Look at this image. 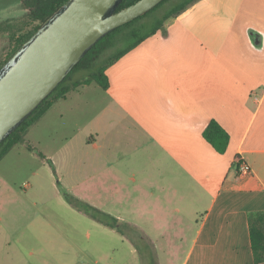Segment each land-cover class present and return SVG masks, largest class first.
Here are the masks:
<instances>
[{
	"label": "crops",
	"instance_id": "1",
	"mask_svg": "<svg viewBox=\"0 0 264 264\" xmlns=\"http://www.w3.org/2000/svg\"><path fill=\"white\" fill-rule=\"evenodd\" d=\"M165 27L166 32L157 31L107 68L110 86L103 89L110 100L103 111L109 129L89 130L83 142L87 156L77 153L58 161L38 149L45 155L39 167L50 168L62 196L58 181L83 200L104 199L107 212L145 232L154 224L158 238L174 229L175 245H186L180 264H264L255 261L249 222L251 213L264 211V0H195ZM94 83L72 89L51 108ZM212 119L231 135L224 154L203 136ZM30 128L21 143L37 160V147L26 138ZM130 140L141 150L153 149L147 163L151 174L141 167L127 176L115 168L127 164L123 157H95L98 150ZM237 155L251 165V173H239ZM110 171L117 179L110 175L98 186L97 178ZM41 176L31 169L26 192L37 190ZM127 184L135 186L143 206V199L152 198L141 220L134 210L139 203L128 210L109 202L121 197ZM16 195L0 172V209ZM35 219L32 229H59L48 217Z\"/></svg>",
	"mask_w": 264,
	"mask_h": 264
},
{
	"label": "rangeland",
	"instance_id": "2",
	"mask_svg": "<svg viewBox=\"0 0 264 264\" xmlns=\"http://www.w3.org/2000/svg\"><path fill=\"white\" fill-rule=\"evenodd\" d=\"M179 1L181 0H173V3ZM154 22L155 18H151L141 28V32H147ZM34 24L29 20L22 0H0V64L13 49L15 35L29 31ZM133 39L132 36L121 38L101 59L125 47ZM87 74L88 71H79L74 73V77L79 79ZM108 97L109 93L94 83L80 95L74 94L67 101H60L30 128L26 137L37 147L34 153L37 160L31 158L34 156L21 143L12 156L5 157L0 163V172L8 177L19 195L15 198L13 196L14 200L7 201V209H0V264H180L186 245H175L177 239L174 233H170L174 229L161 239L158 238L160 230L149 223L150 228L146 230L148 234L142 230L148 241L135 243L118 230L99 223L70 206L58 191L50 168L39 167L43 157L38 149L58 161L66 155L75 156L77 153L87 156L90 150H87L88 147L83 142L89 130L94 127L109 129V123L105 122L108 118L104 117L103 111L110 100ZM19 151L21 155H16ZM152 155V148L141 150L136 140H130L123 147L98 150L95 157L108 156L113 160L117 157L126 158L122 160H127V164L121 163L122 167L115 168L124 169L128 176L141 167L151 174V163H147ZM12 161L15 163L14 168L21 171L10 169ZM31 169L37 170L42 176L36 182L37 190L26 192L25 187L33 179L30 178ZM114 174L115 171H110L100 180L97 178L98 186H102L105 180L109 181L110 175L117 179ZM117 182L119 188L120 183L118 180ZM134 187L127 184V190L121 193V197L113 198L114 202L109 201L111 205L128 210L136 207L140 199L134 195ZM74 193L78 195L77 192ZM85 200L97 204L105 212L110 211L102 198ZM142 202L144 206L139 203L134 208L138 211L137 220L143 217L142 208H149L148 212L151 210L152 198L148 197ZM148 214L152 216L151 213ZM37 217H48L47 220H52L59 229H32L29 225L37 221Z\"/></svg>",
	"mask_w": 264,
	"mask_h": 264
},
{
	"label": "water",
	"instance_id": "3",
	"mask_svg": "<svg viewBox=\"0 0 264 264\" xmlns=\"http://www.w3.org/2000/svg\"><path fill=\"white\" fill-rule=\"evenodd\" d=\"M68 0L0 68V143L66 78L106 34L163 0Z\"/></svg>",
	"mask_w": 264,
	"mask_h": 264
},
{
	"label": "trees",
	"instance_id": "4",
	"mask_svg": "<svg viewBox=\"0 0 264 264\" xmlns=\"http://www.w3.org/2000/svg\"><path fill=\"white\" fill-rule=\"evenodd\" d=\"M68 0H22L23 6L27 9L29 20L34 26L27 32L15 35V45L8 53L6 59L0 64V68L18 51L36 32L48 21ZM138 0H122L117 11L121 10ZM175 1V0H174ZM195 0H181L173 3V0H163L160 4L152 8L147 13L137 17L110 33L102 37L75 65L66 78L55 88V90L45 98L39 106L8 136L0 143V161L12 150V148L25 141V135L28 129L36 123L60 98H65L67 94L79 86L96 82L102 88L107 89L110 86L109 77L106 70L109 66L118 61L130 50L138 46L149 36L155 34L159 30L166 32V22L183 11ZM155 18V22L147 32H141L147 22ZM132 36L134 39L125 47L118 49L111 55H107L101 59L108 50L115 47L121 38ZM101 59V60H100ZM79 71H88L86 77L75 79L74 73ZM204 138L219 152L224 154L230 144V133L216 120L212 119L203 132ZM31 150H35L29 145ZM39 154L45 158L41 152ZM240 156L235 157V163L238 164ZM51 166L54 168L53 162L50 160ZM58 185L65 200L75 209L89 215L93 219L101 222L113 229L118 230L135 243L147 242V236L144 232L134 224L121 221L118 217L109 214L101 208L77 197L65 187L60 181ZM251 244L256 262L264 261V211L251 213L249 217ZM131 224V225H130ZM142 240V241H141Z\"/></svg>",
	"mask_w": 264,
	"mask_h": 264
},
{
	"label": "built area",
	"instance_id": "5",
	"mask_svg": "<svg viewBox=\"0 0 264 264\" xmlns=\"http://www.w3.org/2000/svg\"><path fill=\"white\" fill-rule=\"evenodd\" d=\"M238 171L241 174H249L252 172V168L251 165L245 159H240L238 163Z\"/></svg>",
	"mask_w": 264,
	"mask_h": 264
}]
</instances>
